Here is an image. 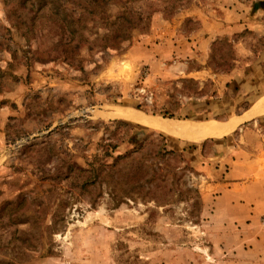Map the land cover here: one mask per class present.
I'll list each match as a JSON object with an SVG mask.
<instances>
[{"label":"rangeland","instance_id":"1","mask_svg":"<svg viewBox=\"0 0 264 264\" xmlns=\"http://www.w3.org/2000/svg\"><path fill=\"white\" fill-rule=\"evenodd\" d=\"M258 1L129 0L144 24L106 50L96 32L27 44L0 0V264H264V240L208 229L202 201L209 159L240 129L193 142L116 118L219 122L246 108L234 97L264 92Z\"/></svg>","mask_w":264,"mask_h":264},{"label":"crops","instance_id":"2","mask_svg":"<svg viewBox=\"0 0 264 264\" xmlns=\"http://www.w3.org/2000/svg\"><path fill=\"white\" fill-rule=\"evenodd\" d=\"M258 71L262 72L260 68ZM261 76L264 79V74ZM257 77L249 71L244 78L252 82ZM262 89L264 81L255 90ZM245 98L234 97L235 102L248 100L249 104L219 122L244 117L264 98V92ZM260 120H263L261 126ZM239 129L240 135L236 142L231 143L232 149L227 147L222 152L220 143L215 158L209 159L201 194L205 213L212 216L207 221L208 229H216L225 235L231 232L238 245H243L264 240V112L242 122L235 131Z\"/></svg>","mask_w":264,"mask_h":264},{"label":"trees","instance_id":"3","mask_svg":"<svg viewBox=\"0 0 264 264\" xmlns=\"http://www.w3.org/2000/svg\"><path fill=\"white\" fill-rule=\"evenodd\" d=\"M13 17V23L7 31L14 30L21 33L30 44L31 35L39 33L56 34L83 38L96 32V40L106 50H118L130 39L132 31L144 24L140 11L130 10L126 7L129 0H4ZM113 8H118L117 13H111ZM255 12L263 16L264 0H259ZM28 16L29 22H24L23 17ZM166 117V116H165ZM173 116L170 117V119ZM145 133L139 130L130 137L132 148H137ZM131 149H126L124 156ZM137 149H135L136 151ZM97 177V174H96ZM137 181V179H136ZM170 191V190H169ZM186 189V192H189ZM183 194L178 195L181 197ZM147 196H144V199ZM196 197L201 199L198 194ZM150 201H159L157 195L149 198ZM177 200H169L175 203Z\"/></svg>","mask_w":264,"mask_h":264},{"label":"bare ground","instance_id":"4","mask_svg":"<svg viewBox=\"0 0 264 264\" xmlns=\"http://www.w3.org/2000/svg\"><path fill=\"white\" fill-rule=\"evenodd\" d=\"M264 112V98L260 99L249 113L242 118H232L226 122L208 120L194 123L154 115L144 114L135 110L120 109L116 118L132 122L138 126L158 130L166 135L183 141L200 142L209 138H222L232 134L244 121L250 120Z\"/></svg>","mask_w":264,"mask_h":264},{"label":"built area","instance_id":"5","mask_svg":"<svg viewBox=\"0 0 264 264\" xmlns=\"http://www.w3.org/2000/svg\"><path fill=\"white\" fill-rule=\"evenodd\" d=\"M264 222V221H263Z\"/></svg>","mask_w":264,"mask_h":264}]
</instances>
